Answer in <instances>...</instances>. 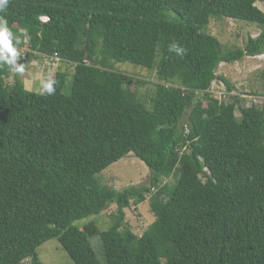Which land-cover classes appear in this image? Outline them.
I'll return each instance as SVG.
<instances>
[{"label": "trees", "instance_id": "obj_1", "mask_svg": "<svg viewBox=\"0 0 264 264\" xmlns=\"http://www.w3.org/2000/svg\"><path fill=\"white\" fill-rule=\"evenodd\" d=\"M257 1L10 0L18 49L74 70L69 85L56 70L55 94L40 96L18 77L7 83L12 69L0 67V264H43L36 250L51 239L74 264H264V106L259 96L225 103L208 93L217 79L232 89L216 74L221 63L264 56ZM211 18L260 32L225 49L205 32ZM112 62L156 71L150 109ZM128 153L150 169L149 181L101 186L97 175ZM147 197L156 218L137 235L125 209ZM110 205L108 228L77 225Z\"/></svg>", "mask_w": 264, "mask_h": 264}, {"label": "rangeland", "instance_id": "obj_2", "mask_svg": "<svg viewBox=\"0 0 264 264\" xmlns=\"http://www.w3.org/2000/svg\"><path fill=\"white\" fill-rule=\"evenodd\" d=\"M256 6L264 12L263 0L257 1ZM205 32L217 37L225 49H232L244 47L248 37L257 36L260 28L256 24L230 18H211L208 26L205 28ZM18 51L21 55L17 59V63L27 56L20 63L24 65L25 71L23 73H16L11 70L5 79L7 83H12L13 78L18 77L23 81L24 87L27 90L34 89L39 84L38 77H46L49 74L54 77L55 71L61 70L68 73L67 85L70 84L71 75L74 70L73 65L71 66L59 59L50 58L45 55L35 56L29 60V55L26 53L28 49L26 47H23V49L19 48ZM112 65L113 70L120 72L126 78L132 80L131 83L125 81V84L135 91L140 100L150 109L151 97L159 82L156 71L129 62H112ZM216 74L225 77L232 89L228 90L226 84L217 79L208 90V93L213 98L229 103L234 97H238L244 104H247L250 102L248 99L251 96H261L263 98L260 101L264 106V56L244 57L236 62L221 63L216 69ZM222 85H224L225 91H220V86ZM199 97L202 98L201 95ZM235 115L236 118L240 117L238 109H236ZM150 174V169L140 159L133 156L132 153H128L98 174L97 180L103 187L123 190L131 186L147 183L150 179ZM177 175L164 178L162 183L175 184ZM202 179L205 180L204 175ZM148 200L149 197H147L145 202L137 206L132 204L129 208L125 209L124 225L137 235H141L146 227L156 218L151 207H149ZM115 210L116 206L110 205L101 214L82 219L77 222V225L82 227L91 221L92 229L104 230L110 226ZM98 230H96V233H92V230H90V234H92L90 240L99 260L105 263L102 242L99 235H97ZM36 251L43 264H74L56 239L45 242Z\"/></svg>", "mask_w": 264, "mask_h": 264}, {"label": "clouds", "instance_id": "obj_3", "mask_svg": "<svg viewBox=\"0 0 264 264\" xmlns=\"http://www.w3.org/2000/svg\"><path fill=\"white\" fill-rule=\"evenodd\" d=\"M9 4L10 0H0V67L8 65L12 71L16 73H23L25 71L24 65L18 64L16 61L21 55L18 51V46H20L24 41L21 39L22 33H14L9 27L8 20L6 18V10L8 9ZM41 19L47 21L48 17L43 16ZM170 50L174 51L177 56L180 57H183L186 52V49L176 42H173L170 46ZM37 79L39 81L38 86L29 90H34L36 94L40 96L55 94V85L57 84V80L54 79L51 74L46 77H38ZM259 97L263 98L261 96ZM186 132H188L187 129ZM204 171H208L207 168L204 167Z\"/></svg>", "mask_w": 264, "mask_h": 264}, {"label": "built area", "instance_id": "obj_4", "mask_svg": "<svg viewBox=\"0 0 264 264\" xmlns=\"http://www.w3.org/2000/svg\"><path fill=\"white\" fill-rule=\"evenodd\" d=\"M220 91H225V87H224V85L220 86ZM220 91H219V92H220Z\"/></svg>", "mask_w": 264, "mask_h": 264}, {"label": "water", "instance_id": "obj_5", "mask_svg": "<svg viewBox=\"0 0 264 264\" xmlns=\"http://www.w3.org/2000/svg\"><path fill=\"white\" fill-rule=\"evenodd\" d=\"M26 57H27V56H25L22 60H20V61L18 62V64H20L22 61H24V60L26 59Z\"/></svg>", "mask_w": 264, "mask_h": 264}]
</instances>
